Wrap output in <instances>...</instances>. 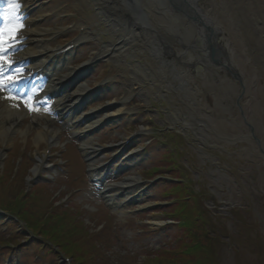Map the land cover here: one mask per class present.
<instances>
[{
    "label": "rangeland",
    "instance_id": "rangeland-1",
    "mask_svg": "<svg viewBox=\"0 0 264 264\" xmlns=\"http://www.w3.org/2000/svg\"><path fill=\"white\" fill-rule=\"evenodd\" d=\"M54 3L53 7L67 3L79 4L81 10L76 16V22L83 21L88 26L91 25L92 21L96 20L98 22L93 2L82 4L80 0H55ZM199 4L220 25L222 29V36L220 35V37L230 54L231 61L244 77L246 90L241 99L242 108L247 121L253 126L254 133L264 148V0H199ZM49 6L51 4L42 6V10ZM168 20H170V17H168ZM55 21L58 20L55 18L53 22ZM44 26L46 27V23ZM191 30L193 29L188 27L181 28V32L189 34ZM89 32H92L91 40L75 54L76 61L72 63L73 65L86 60L93 49H100L107 40L111 39V34L105 32V25H102L101 29L92 28ZM173 34H178L177 30ZM189 39L186 37L187 41ZM124 54L116 60L110 59L103 61L99 66H94L95 71L88 78L93 81L102 73L106 75V78L111 79L107 88L109 93L113 90L114 92L108 98L116 96L119 91L123 90V87H126L128 93L125 96L129 100L126 103L130 105L129 111H133L135 114L126 115V118L119 121L115 120L112 124L99 126L92 133H88V141L105 147L110 143L123 140L130 132H128L130 128H137L140 124H145L150 128L147 136L138 139L137 145L142 146L150 139L149 135L154 127L177 126L178 131L184 134L183 140L185 141L183 144L178 145L177 154L180 155L182 161L190 166V176L193 178L195 187L194 192L199 188H204L216 200V203L213 200L214 198L208 200L209 207L214 210L213 214L216 212L220 214V219L218 217L214 219L217 227H213V230L218 234L227 235L229 241H233L237 237L243 238L246 253L254 250L259 258H263V158L258 153L255 142L247 137V134H249L247 125L235 103L239 93L238 83L216 68H208L209 70L201 73L200 67L195 63L193 65L187 63L191 65L185 66L177 65L178 73L173 74V77L170 76L172 80L168 79L166 85L163 86L164 91L158 95V99L154 100L151 97L155 89L151 90L149 85H145L144 89L146 91H136L135 83L137 81L130 79V77H135L133 73H138L134 66L136 64L126 58L128 56L127 52H124ZM81 55H83L82 58H80ZM189 58L191 59L189 60ZM187 59L190 62L195 59V55L190 52L181 61L185 62ZM146 61L149 62V60ZM146 61L143 60L142 65H136L141 67V73H145L144 70L148 66ZM171 61L176 62V59L171 58ZM109 93L104 92L98 100L86 104L87 109L96 108ZM115 93L117 94L115 95ZM148 102L150 104L146 105ZM154 102L158 103L159 108ZM156 107L158 109L153 113ZM159 111H162V113ZM146 113L153 119V123H146L144 119ZM19 131L14 132L13 147L10 143L6 150L9 155L15 156L14 164L17 161V151H21L22 156H24L22 159L23 166L29 165L28 169L32 171L35 166V158H37L36 154L41 155L43 152V144L40 143L41 145L37 146L33 139L31 140L29 137L25 141V136ZM64 136L66 138L68 135ZM60 145L59 142L54 145L53 149L56 147L58 150H54L53 156L51 155L50 161L52 160L51 163L53 164L55 162V165H57L56 161L62 158L63 151ZM69 148L67 149L69 150ZM103 150L106 149L103 148ZM148 150V153L146 151V154L139 157L141 159L140 164L128 170L122 169L117 177L108 181V184L119 183L124 179L133 178L136 174H138V179H144L138 171L141 167H144L146 175L149 176V172L154 174L155 178L151 183H141L133 189L134 192L142 190V194L136 197L137 205L133 206H139L138 208L143 206L146 208L144 210L136 208L138 211L128 213L126 211L131 210L133 206H126L120 210L126 213L111 214L98 194L84 186L80 187L77 193L70 195L71 189L68 191L69 181L73 176L81 174L83 168L88 164V162L86 164L83 162L81 155L74 161L69 159L70 163L67 166L69 173L67 175V171H62L65 174L64 176L57 172L59 176L54 179V182H46L51 192L54 191L52 194L54 198H57L55 195H59L60 200L68 197L66 201L72 205H75L73 201L80 203L83 210L82 214L85 216L83 219L87 220L90 226L97 224L96 228H100V224L104 222V214L110 215L113 221L112 233L107 230L106 233L99 231L98 234L103 237L104 241L108 242V247L110 246L111 250L116 251L114 256L119 258L118 264H133V262L139 264L142 262L143 256L150 250L160 248L164 243H169V247L174 246L177 243V236L181 235L178 228L169 227L165 229L166 216L160 211H154L158 207L162 208L163 206L159 204L163 203L165 199L169 200V198H164L163 191L167 188H165V185L161 186L163 184L160 179L161 176L156 178L158 172L151 171L150 167H159L160 163L156 160L163 156V153H169L170 150L157 144H153ZM70 152L73 154L72 148H70ZM105 154L109 156L111 152L109 150L108 152L103 151L97 158ZM64 157L68 158L65 154ZM4 161H10L9 157L4 158ZM95 163L98 164L99 162ZM1 166L0 163V170ZM7 170L5 176L8 179L4 183L8 184L15 176L18 177L20 170L16 168V174L14 168H7ZM32 173H29V176ZM51 173L53 174V172ZM82 179H85L84 176ZM78 181L83 183L81 179H78ZM35 182L37 184L41 183L43 179L39 176ZM16 184H18V179H16ZM61 185H64V188L59 193V186ZM145 186H147L146 189H143ZM16 192L24 195V190L20 187L17 188ZM22 204L19 203L17 206L19 207ZM235 206L247 212L242 214L243 221L238 218L231 219L232 215L229 209ZM145 210H148V212L141 214ZM122 217L124 221L120 220ZM54 221L55 218H48V222L53 223ZM148 221H160L162 223L157 226H150L152 230L144 232L145 228L141 227L146 225ZM136 224H139V227ZM237 224H240L241 231ZM224 225L229 229L223 228ZM246 228L249 229L244 236ZM4 234L7 233L4 232ZM247 239H252L251 243ZM23 246H28L29 249L20 251L21 263L40 264L39 258L36 257L39 250L31 245L30 241H23L16 249L19 251ZM216 247L223 251V260L220 264H233L230 258L232 254L230 243L226 242L224 246L217 245ZM5 252L6 248L0 247V264H10L11 262L10 258L13 254L3 256ZM127 252L130 253L131 257L126 256ZM250 254L254 256L253 253ZM99 263L97 262V264ZM248 263L252 264V260L250 259Z\"/></svg>",
    "mask_w": 264,
    "mask_h": 264
},
{
    "label": "bare ground",
    "instance_id": "bare-ground-1",
    "mask_svg": "<svg viewBox=\"0 0 264 264\" xmlns=\"http://www.w3.org/2000/svg\"><path fill=\"white\" fill-rule=\"evenodd\" d=\"M82 0V3L86 2H94L95 7L97 9L96 14L99 17V21H103L106 25H108V29L111 30L112 37L115 38H122V44L118 47V49H115V46L113 42L107 43L104 48H102L100 53H110L109 55H112L114 53H119L122 50H128L127 47H133L131 46L132 42L135 41H142L146 44V47H144V53L147 57H154L159 62L158 69L162 70L163 75L168 76L170 74V70L175 68V65L173 62L166 58V55H168L170 52L174 53L173 48L171 47L169 37H166L167 34L160 35L158 33V27L155 26V24H151L150 22L143 23L138 17H136L137 11L133 8V11H129V2L128 0ZM134 1L135 6L138 4H147L146 0H132ZM154 5L160 3L161 0H153ZM180 2V0H179ZM181 6L186 7L185 9H190V11H193V9H197L199 12L203 14V9L197 4L196 0H181V3H179ZM159 6H162L159 4ZM41 13V12H40ZM39 15V14H37ZM204 20L206 21L207 18L203 14ZM21 24V23H20ZM37 24V23H36ZM151 24V25H150ZM21 25H29L28 31L26 30L24 32L25 39H27L26 43L24 45H21V47H17L16 44H13L9 51L4 52V59L5 61H8L10 63H6L3 65H0V73H2V82L3 87L0 88V139L3 143V146H8L9 143H11V135L13 132L17 131V125L20 121V118L23 114L22 111H17V109L13 108V105L11 101L14 100L13 97H4V92L7 88L14 86L17 84V80H19L20 75L23 74L22 71H25L24 75L28 74L30 72V69L28 67L32 66L34 68L38 67V64L40 61H42V58L45 53H50V50L47 49L46 44L44 42H40V38L36 35L38 32H44L47 31L44 29L37 28L35 26V20H24V22ZM149 26V27H146ZM154 27V28H153ZM201 27V26H199ZM202 28V27H201ZM133 32L138 33L137 37H132L129 41L128 36L129 34H132ZM81 37V36H80ZM157 39V40H156ZM203 41V38L200 37ZM156 40V42H155ZM198 41V38L192 42V45L195 47H201V42ZM148 43H153V45H148ZM110 47H113L111 49ZM42 49L43 52H40ZM46 50V51H45ZM177 54V53H176ZM200 57L205 58L204 54H199ZM150 62L155 63L153 60H150ZM42 63V62H41ZM78 67V66H77ZM76 66L72 69H67V71L64 74H61L57 81L51 82V86L47 87L50 88L49 91H58L60 89H63L62 87L66 80L68 78L74 77L76 73L78 74L79 69ZM28 68V69H27ZM84 86L80 85L76 90H73V92L67 94L66 92H61L59 95L60 101H65L63 104V107L65 108V114H63V110L58 113V116L63 119L64 122H70L73 124V132H77L80 137L82 138L81 142V151L86 155L92 158L93 155L97 153L96 145L84 140L83 138L87 132H89V128L101 119H95L92 121L85 122L84 126H82V121L84 118L90 119L92 116H95L97 111H93L91 113H88V115L82 116V114H78V110L74 111V109H78V104L80 101V95L79 92L85 91ZM17 103V102H16ZM58 104L54 105L57 106ZM120 111V110H119ZM118 111V112H119ZM114 114V112H109L107 115ZM17 117V120H16ZM52 123V122H51ZM39 123L37 122V125ZM27 125V128L23 131L20 130V133L26 134V132L29 131V128ZM39 128V127H38ZM48 128V129H47ZM13 129V131L11 130ZM45 129L43 128L36 129V133L33 136V142L35 145H39L40 143L44 142L48 145L55 143L58 138L56 135L58 134L59 137V127H55L53 124H46ZM9 130L12 131V133H9ZM10 131V132H11ZM3 152H0V158L2 159ZM40 164H42L43 157H39ZM39 169V166L36 165L35 170ZM34 170V171H35ZM96 168H94V171ZM132 182H135V180H129V184H132ZM125 184V183H124ZM118 190V188H115L114 186H103V194L107 195L109 197H113L115 192ZM122 190V189H121Z\"/></svg>",
    "mask_w": 264,
    "mask_h": 264
},
{
    "label": "snow or ice",
    "instance_id": "snow-or-ice-1",
    "mask_svg": "<svg viewBox=\"0 0 264 264\" xmlns=\"http://www.w3.org/2000/svg\"><path fill=\"white\" fill-rule=\"evenodd\" d=\"M8 3H9V7L11 8L13 12L12 17L10 19L8 17L9 8H5L3 11H0V65L10 63L8 61H5L4 59L3 53L7 51L4 45L10 44V41L17 38L18 33L20 32V28L23 27V25H21L19 28H17V27L12 26L11 24L12 20L20 19L19 14H18V9H19L18 0H8ZM2 75L3 74L0 73V88L3 87ZM36 108H37L36 101L33 100L32 106L29 107V111H34L36 110Z\"/></svg>",
    "mask_w": 264,
    "mask_h": 264
},
{
    "label": "trees",
    "instance_id": "trees-1",
    "mask_svg": "<svg viewBox=\"0 0 264 264\" xmlns=\"http://www.w3.org/2000/svg\"><path fill=\"white\" fill-rule=\"evenodd\" d=\"M173 259H174V257L172 254L164 253L162 256L158 257V263L165 264V263H168L171 261L173 262ZM257 264H264V257L260 258L259 263H257Z\"/></svg>",
    "mask_w": 264,
    "mask_h": 264
}]
</instances>
